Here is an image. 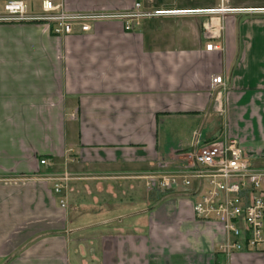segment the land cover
Returning <instances> with one entry per match:
<instances>
[{"label":"crops","instance_id":"crops-1","mask_svg":"<svg viewBox=\"0 0 264 264\" xmlns=\"http://www.w3.org/2000/svg\"><path fill=\"white\" fill-rule=\"evenodd\" d=\"M134 1L68 6L124 9ZM189 20L145 31L142 22L132 31L96 23L64 38L35 22L0 21V264H84L86 255L85 264H229L218 249L219 222L197 219L181 187L156 200L145 176L223 136L247 143L253 159L263 155L264 15L231 20L224 49L214 51L204 23ZM169 24L177 37L163 38ZM220 74L222 111L211 84ZM239 110L257 135L230 133ZM64 172L72 176L66 207L43 179ZM232 264H264V252H238Z\"/></svg>","mask_w":264,"mask_h":264},{"label":"built area","instance_id":"built-area-1","mask_svg":"<svg viewBox=\"0 0 264 264\" xmlns=\"http://www.w3.org/2000/svg\"><path fill=\"white\" fill-rule=\"evenodd\" d=\"M33 7V3L29 5L27 0H3L0 21L35 22L46 26L55 36L64 38L90 32L101 19L121 22L126 31H132L145 18L264 12L261 8L242 10L224 4L217 9L149 8L140 0L124 9L74 10L68 6V0H40L41 11H35ZM217 24L214 18L205 24V36L209 39L206 49L209 51L223 48L221 42L215 41L220 37ZM211 84L215 89L217 107L222 111L227 82L220 74L212 76ZM250 158L242 140L223 136L186 152L176 168L145 176L148 190L166 192L181 187L192 198L197 219L219 222L224 240L218 249L229 264L238 252H264V168L254 166ZM40 163L46 164L47 160L42 158ZM43 179L52 182L51 191L61 196L60 205L66 207V197L63 196L72 176L64 172Z\"/></svg>","mask_w":264,"mask_h":264},{"label":"rangeland","instance_id":"rangeland-1","mask_svg":"<svg viewBox=\"0 0 264 264\" xmlns=\"http://www.w3.org/2000/svg\"><path fill=\"white\" fill-rule=\"evenodd\" d=\"M141 1L144 2L145 4H147V2L145 0H141ZM185 1H188V0H185ZM27 3L29 5L33 3V6H34L33 9L35 11H41L40 0H27ZM222 4H224L226 7L238 8V9H242V10L245 8H261V9H264V7H262L264 5V0H195V1L193 0V2L191 4H183V6H187L188 8L190 6H200V7H196V8L217 9V8H220V6ZM179 6H181V5H179ZM1 7H3V0H0V8ZM108 9H110V8H108ZM254 15H264V12L256 13V14H247V13H244L243 11H240V12H235V13H225V14L219 13V14H213V15H207V14H201V15H198V14L194 15L193 14L192 15L191 14V15H180L182 17H180V16H178V17L167 16V17L145 18L142 20L143 24L141 26V29L143 31H145L146 26L151 25L152 23H155L158 21H165V20L173 21L175 19L182 20L184 18H192L193 20H191V21L189 20V21L192 22L193 24L195 23L197 27L204 23L203 30H201V32H202L203 36H205V33H206L205 24L210 23L211 18H214L215 24H217V22H219L217 24V27L220 29V37L216 38L215 41L222 43V45H223L222 50H223L224 49V43H225V37H226L225 36L226 27L229 23H231V20H233L238 25L241 22V20H243L245 17L254 16ZM111 21L112 20H109V19H101V20H98V23L111 22ZM176 24H178V22H176ZM168 26H170L169 33H171V35H169V33H168L163 38H165V37H170V38L171 37H177L179 33L177 31L174 32L171 30V27H172L171 24H169ZM75 34H78V33H75ZM241 111L242 110L235 111V113H232V123H231V127L229 128L230 133L232 132V133H235L239 136L246 137V138L250 137L251 135H257V132L259 131L258 128L255 127L256 125L253 124L254 122L252 123L250 120H248V118L245 117L243 119V117H242L243 112H241ZM75 115H76V113L73 112L72 116H75ZM217 118H218V121L220 123L223 122L222 116L217 115ZM244 144L247 145V143H244ZM249 161L251 163H253V165L256 167L264 168V153H263V155H261L258 158H255V159L250 158ZM155 171H159V170L156 169ZM153 191H154V193L157 192V190L156 191L153 190ZM78 239L81 241L82 236H80V238H78ZM79 257H81V255ZM87 258H88V261H87ZM89 258H90V256L86 255V258H85L83 263L84 264L89 263Z\"/></svg>","mask_w":264,"mask_h":264},{"label":"trees","instance_id":"trees-1","mask_svg":"<svg viewBox=\"0 0 264 264\" xmlns=\"http://www.w3.org/2000/svg\"><path fill=\"white\" fill-rule=\"evenodd\" d=\"M155 193H156V196H155L156 200L161 199L165 195L164 191H157Z\"/></svg>","mask_w":264,"mask_h":264}]
</instances>
